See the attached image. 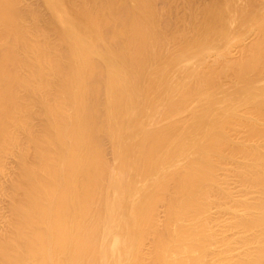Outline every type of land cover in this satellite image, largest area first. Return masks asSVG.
Instances as JSON below:
<instances>
[{"label": "bare ground", "instance_id": "1", "mask_svg": "<svg viewBox=\"0 0 264 264\" xmlns=\"http://www.w3.org/2000/svg\"><path fill=\"white\" fill-rule=\"evenodd\" d=\"M0 264H264V0H0Z\"/></svg>", "mask_w": 264, "mask_h": 264}]
</instances>
